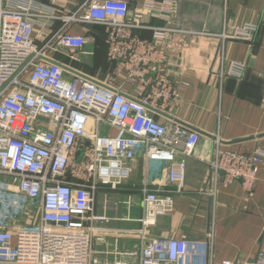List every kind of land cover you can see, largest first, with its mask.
<instances>
[{
  "label": "built area",
  "instance_id": "built-area-1",
  "mask_svg": "<svg viewBox=\"0 0 264 264\" xmlns=\"http://www.w3.org/2000/svg\"><path fill=\"white\" fill-rule=\"evenodd\" d=\"M130 3L5 0L0 5V264H125L102 263L95 256L97 232L113 230L98 225L108 221L104 213L95 212L101 186L118 188L131 175L129 163L144 156L170 163L169 181L179 192L185 187L187 160L176 159L178 148L184 144L181 152L191 156L200 136L179 124L155 120L151 108L158 99L167 101L179 93L166 72L157 70L165 60L163 49L133 33L142 25L128 21ZM172 3L146 0L149 8L160 9L167 17ZM74 25L103 26L108 57L130 70L139 89L152 83L151 92L140 90L139 97H130L110 83L78 73L67 77L66 68L48 60L47 51L77 59L88 38L71 33ZM155 31L164 39L175 29ZM257 32L258 25L226 23L219 33L203 31L223 42L239 39L250 44ZM244 72V64L231 65V74L241 77ZM103 124L117 134L101 135ZM263 164L264 150L223 149L216 138L211 162L216 180L225 184L239 180L252 193ZM143 190L142 228L135 233L142 239L138 264H195L188 258L198 255L203 259L199 264H206V245L200 249L199 243L185 238H146L175 200L147 187ZM24 212L29 213L27 220L17 224ZM257 264H264V251Z\"/></svg>",
  "mask_w": 264,
  "mask_h": 264
},
{
  "label": "crops",
  "instance_id": "crops-1",
  "mask_svg": "<svg viewBox=\"0 0 264 264\" xmlns=\"http://www.w3.org/2000/svg\"><path fill=\"white\" fill-rule=\"evenodd\" d=\"M171 1L173 12L167 17L160 9L149 8L146 0H131L128 21H140L142 27L133 33L163 49L165 60L157 70L166 72L179 93L167 101L158 99L151 108L155 120L184 126L199 134V142L191 156L181 152L184 144L179 145L176 159L187 160L186 184L180 192L168 178L171 164L144 156L129 163L131 175L118 188L101 186L95 212L104 213L108 221L98 225L113 230L97 232L95 256L102 263H139L142 239L135 233L142 228L143 188L147 187L159 196L171 195L175 203L170 212L157 218L146 238H185L199 243L200 249L206 245V264H257L259 252L264 251V164L253 192L247 193L239 180L229 184L216 180L211 162L216 138L223 149L242 153L264 150V0ZM4 3L0 0V5ZM225 23L258 25L254 42H223L203 33H219ZM156 27L175 31H168L162 39L156 35ZM71 33L88 38L77 59L55 49L47 51L48 60L62 64L67 77L78 73L110 83L130 97L151 92L152 83L139 89L140 82L130 70L119 68L108 57L104 27L74 25ZM237 62L245 65L241 77L230 73ZM99 130L101 135L117 134L106 124ZM202 261L200 255L188 258L195 264Z\"/></svg>",
  "mask_w": 264,
  "mask_h": 264
},
{
  "label": "rangeland",
  "instance_id": "rangeland-1",
  "mask_svg": "<svg viewBox=\"0 0 264 264\" xmlns=\"http://www.w3.org/2000/svg\"><path fill=\"white\" fill-rule=\"evenodd\" d=\"M33 209V206H29V208H28V210H32ZM23 215L22 216H20V218H17L16 220H17V224H20V223H24L26 220H27V218H28V215H29V213L28 214H26L25 212L24 213H22Z\"/></svg>",
  "mask_w": 264,
  "mask_h": 264
},
{
  "label": "trees",
  "instance_id": "trees-1",
  "mask_svg": "<svg viewBox=\"0 0 264 264\" xmlns=\"http://www.w3.org/2000/svg\"><path fill=\"white\" fill-rule=\"evenodd\" d=\"M101 27H103V26H101Z\"/></svg>",
  "mask_w": 264,
  "mask_h": 264
}]
</instances>
